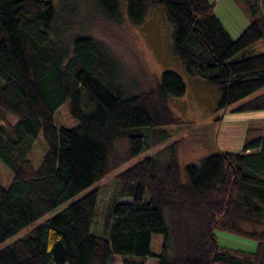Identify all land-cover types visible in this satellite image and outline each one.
Here are the masks:
<instances>
[{"label":"trees","instance_id":"1","mask_svg":"<svg viewBox=\"0 0 264 264\" xmlns=\"http://www.w3.org/2000/svg\"><path fill=\"white\" fill-rule=\"evenodd\" d=\"M233 1L249 19L235 39L208 0H126L136 26L163 7L172 56L186 74L214 86L220 110L264 87V52H243L264 44V0ZM94 2L101 17L121 22L118 0ZM75 7L71 0H0V162L11 173L0 183V244L54 213L0 247V264H112L113 256L123 264L148 257L157 264H264V132L244 140L240 152L210 155L183 174L176 142L159 158L133 162L113 176L108 221L101 234L93 229L97 189L75 196L110 174L116 140L127 141L128 159L143 146L142 128L178 124L167 98L182 96L185 86L171 71L154 79L131 44L145 87L129 93L114 53L73 30L65 13ZM62 104L75 126L55 125ZM257 110H264V94L234 109ZM38 136L44 150L34 164ZM215 231L251 239L255 249L220 247ZM153 235L161 237L159 254L150 249Z\"/></svg>","mask_w":264,"mask_h":264},{"label":"rangeland","instance_id":"2","mask_svg":"<svg viewBox=\"0 0 264 264\" xmlns=\"http://www.w3.org/2000/svg\"><path fill=\"white\" fill-rule=\"evenodd\" d=\"M76 11L71 16L73 30L87 32L96 40L102 42L121 61L122 82L129 93H137L145 87V78L130 51L132 44L148 74L158 80L164 71H171L181 77L185 93L180 97H168L167 105L179 123L158 127V131L142 128L140 133L143 146L140 152L125 159L128 143L125 139L116 140L110 159L112 167L110 174L96 181L93 186L82 191L75 198L97 189L96 213L93 229L101 234L104 224L108 221L106 206L115 198L117 187L113 176L133 162L151 157L159 158L161 151L176 142V159L181 173L188 164L198 163L201 159L220 152L237 153L241 151L244 140L260 136L264 132V110L235 112V107L246 101L264 94V87L224 110L217 108L219 94L214 86L205 84L199 77L189 76L181 63L172 56L171 34L172 27L167 22L161 5L150 9L145 20L140 25H132L126 16V0H118L121 22L112 23L101 17L96 9L94 0H71ZM213 3V13L220 21L232 39H235L249 24V19L238 3L233 0H208ZM244 54L252 55L264 52V44L259 40L245 49ZM137 56V57H138ZM54 123L57 126H75L65 104L54 112ZM36 147L32 152V161L37 164L44 150L41 136L37 137ZM11 178L9 169L0 162V183L7 184ZM74 198V199H75ZM71 201V200H70ZM70 201L63 203L59 209ZM58 209V210H59ZM48 213L24 226L14 235L6 239L0 247L23 237L41 222L51 217ZM111 221V220H110ZM220 247L239 249L252 252L256 243L247 238L235 236L221 231L214 232ZM161 237L153 235L150 249L153 253L160 251ZM114 264H121L118 257L113 256ZM52 264V262H50ZM148 264H152L148 262Z\"/></svg>","mask_w":264,"mask_h":264},{"label":"crops","instance_id":"3","mask_svg":"<svg viewBox=\"0 0 264 264\" xmlns=\"http://www.w3.org/2000/svg\"><path fill=\"white\" fill-rule=\"evenodd\" d=\"M114 258L115 257H112V264H114ZM119 258V257H118ZM120 259V258H119ZM120 261H121V259H120ZM148 262H151L152 264H157V261H156V259L155 258H147L145 261H144V263L143 264H148ZM121 264H123L122 263V261H121Z\"/></svg>","mask_w":264,"mask_h":264}]
</instances>
